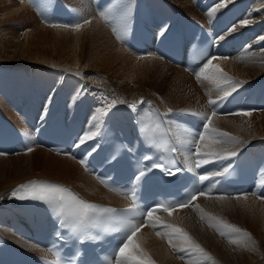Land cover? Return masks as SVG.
Here are the masks:
<instances>
[{"label":"bare ground","instance_id":"bare-ground-1","mask_svg":"<svg viewBox=\"0 0 264 264\" xmlns=\"http://www.w3.org/2000/svg\"><path fill=\"white\" fill-rule=\"evenodd\" d=\"M51 1L0 0V119L16 124L24 133L28 148L33 149L17 153L0 151L3 154L0 155V230L13 242L28 250H44L18 233V226L26 222L25 214L19 209L11 210L17 201L11 195L13 189L28 179L62 182L101 203L129 204L124 196L105 188L79 163L98 147V136L67 155L36 144V137L57 111L68 121L81 118L84 135L93 113L102 107L101 93L126 102L118 103L107 116L97 115L102 121L108 116L116 118L130 143L136 136L140 101L150 99L172 129L183 162L193 170L211 167L212 173L226 169L236 157L214 159L196 168L190 137L182 133L188 130L195 135L201 130L202 118L215 109L217 115L211 126L239 139L235 152L257 141L252 151L259 172L264 170V141H261L264 138V49L260 48L264 40L259 39L264 36V0H239L237 5L232 0L212 18L208 16V7L202 8L205 13L199 7L213 8L220 0H74L78 2L76 8L67 0L68 3ZM109 9L116 11L102 19L99 13ZM122 11L127 12V30L118 20ZM84 19L91 23L79 31L47 26L48 23L73 25ZM245 19L249 20L248 25L239 26ZM201 24L216 36V48L209 57H226L213 63L238 85L222 101L223 93L216 83L203 77L198 81L194 75L206 60L192 72L166 60L169 35L174 28L190 44ZM231 25L238 27L229 32ZM162 28L167 29L163 36L159 34ZM117 34L123 38L117 39ZM14 66L19 70H9ZM30 71L34 72L33 77ZM251 81L255 82L247 84ZM220 87H227V82L221 80ZM210 99L217 100V105H210ZM185 106L201 107V111L192 112L194 116L179 110ZM241 111L252 115H234ZM189 118L195 123L191 124ZM80 149L84 155L77 159ZM211 189L209 186L204 191L211 198L200 196L192 207L176 210L171 216L166 212L155 215L162 222L187 231L216 264H264V199L258 198L264 188L259 184L252 192L256 195L249 193L240 200L233 196L215 199L219 195H213ZM196 204L206 213L247 231L251 237L248 246L231 245L210 229L200 220ZM155 231L150 226L144 227L138 237L156 264H184Z\"/></svg>","mask_w":264,"mask_h":264},{"label":"snow or ice","instance_id":"snow-or-ice-1","mask_svg":"<svg viewBox=\"0 0 264 264\" xmlns=\"http://www.w3.org/2000/svg\"><path fill=\"white\" fill-rule=\"evenodd\" d=\"M232 0H220V2L214 6L209 12L208 16L212 18L214 14L222 8H225ZM116 11V9H109L108 12L99 13L102 19H106L108 14ZM118 20L120 24L127 30L128 16L126 11H122ZM91 21L84 19L82 23H75L73 25L48 23V27L52 28H71L72 30L79 31L84 25L90 24ZM249 20L245 19L239 26L248 25ZM238 26H233L229 29V32L235 31ZM115 32V28L113 29ZM166 28H162L160 35L163 36ZM123 37L117 34V39ZM223 39V37H221ZM264 40V36L259 38ZM143 59V57H141ZM227 59L226 57L211 56L206 58L199 72L194 73L199 81L202 77L208 80H212L217 84L220 92L223 93L220 96V100L226 99L233 92L237 90V83L231 82L230 79L223 74L218 64H214L213 61ZM227 82V87H220V81ZM79 96V93L77 94ZM102 107L97 109L96 113H93L91 117V123L89 130L78 138V143L75 145L79 147L88 140H92L100 135L101 123L103 122L97 115L107 116L110 109L115 107L118 103H126L124 100H113L109 97L100 94ZM144 103V101H140ZM210 105H217V100H209ZM150 104V102H149ZM129 107H134L129 105ZM171 109L168 112L171 113ZM151 113L145 114L147 117H141L143 121L139 126L140 133L145 137L147 143L153 146L157 151H162L166 147L165 144L159 142L156 138V131L158 125L151 122ZM217 115L215 109L210 115L204 116L201 120L200 131H197L195 135H192L188 130H184L182 135L190 137V143L194 148V155L196 157L194 166L200 168L204 165L211 163L215 160H228L236 155L234 147L240 143L239 139L230 136L229 133L220 131L219 129L212 127V119ZM237 116H251V112L241 111L234 113ZM231 145L232 148H229ZM221 146V147H215ZM95 149H93L94 151ZM178 149L174 146H167V151L175 153ZM28 152L33 151L32 148L27 149ZM3 155V154H0ZM113 161H118V156L114 153L111 157ZM165 159L164 156L160 157V160ZM152 161L151 163H144L146 161ZM80 165L87 170V164L84 160L79 161ZM154 169H160L165 176H174L180 172L181 169L175 167L174 160H170L168 164L157 162L149 155H144L138 161V167L133 173L130 180V190L125 192V197L131 201L132 207L125 210L122 213H116L111 208H99L95 204L89 203L78 195L73 193L70 189L48 182L30 181L27 184H22L11 193L12 197L18 200H31L42 202L52 210L53 214L58 218L62 227L71 230L78 236L80 242L83 243L85 239L93 240L98 237L91 235L90 229L97 227L102 223L110 224L108 231H116L121 233V239L115 245L113 254L105 261V264H156V261L152 259L148 251L143 247L142 241L139 239L138 234L144 227H151L155 231V235L160 239H165L169 248L173 253L177 255V259H180L184 264H216L215 260L205 251L199 243H197L193 237L185 231L183 228L176 226L175 224L162 222L158 215H155L157 211H163L168 213L169 216L174 211L192 207L193 202L200 196L205 198L209 197V194L203 191L193 193L187 197V199L176 203L161 202L154 207L145 210L143 213L137 211V191L142 183L152 179L149 175ZM227 169L224 170L226 172ZM224 172L217 171L212 173V176H222ZM260 181L259 184L264 188V170L259 172ZM99 179V178H98ZM209 176L200 175L199 180H208ZM248 193H236L233 195V199L240 200L246 199ZM252 195H256L252 193ZM264 199V195L258 197ZM215 199L225 200L228 199L225 195L216 196ZM195 210L199 213L201 221L207 223L210 229L216 231L221 237L226 238L231 245H244L248 246V242L251 240L250 234L241 228L228 223L221 218L212 214L206 213L200 208L198 204L195 206ZM101 214L100 216L94 214ZM142 216V219L137 217ZM103 217V218H101Z\"/></svg>","mask_w":264,"mask_h":264},{"label":"rangeland","instance_id":"rangeland-1","mask_svg":"<svg viewBox=\"0 0 264 264\" xmlns=\"http://www.w3.org/2000/svg\"><path fill=\"white\" fill-rule=\"evenodd\" d=\"M60 0H53V1H51L52 3H62V2H59ZM66 1V0H65ZM68 2H69V5L70 6H72V7H74V8H76L78 5H76L78 2H76V1H74V0H67ZM66 1V2H67ZM169 1H172V0H169ZM67 2V3H68ZM173 2V1H172ZM62 5V4H61ZM68 5V6H69ZM58 6V5H57ZM263 19H264V15H263ZM234 24H236V23H234ZM261 49H264V46L263 47H260ZM41 72V71H40ZM198 83V82H197ZM245 84H246V82H245ZM247 84H249V83H247ZM199 91L201 92V89H199ZM204 94V93H203ZM206 100V99H205ZM203 103V102H202ZM182 109H179L180 111H187V110H191V112H197V113H199L200 111H201V107H189V106H185V107H181ZM185 108V109H184ZM195 110V111H194ZM199 111V112H198ZM195 116V115H194ZM207 252V251H206ZM153 259V258H152ZM218 259V258H217ZM154 260V259H153ZM218 263H220V261H218Z\"/></svg>","mask_w":264,"mask_h":264}]
</instances>
